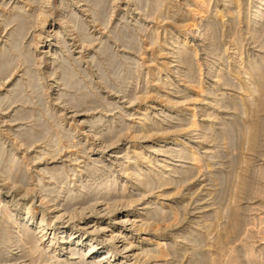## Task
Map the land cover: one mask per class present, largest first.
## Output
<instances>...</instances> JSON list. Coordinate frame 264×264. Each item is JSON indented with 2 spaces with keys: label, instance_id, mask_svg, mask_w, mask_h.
<instances>
[{
  "label": "rangeland",
  "instance_id": "obj_1",
  "mask_svg": "<svg viewBox=\"0 0 264 264\" xmlns=\"http://www.w3.org/2000/svg\"><path fill=\"white\" fill-rule=\"evenodd\" d=\"M100 1L98 0V2L92 3L93 0H0V66H3V63L4 66H7L6 68H4V66L2 67L4 68L3 70H5L3 72L1 71L2 69H0V264H49L44 255H41V250L36 253L34 252L35 250H29L34 254L28 251L30 248L35 249L38 243L35 244L39 239L35 229L40 226L41 222L47 225L45 231L51 234L50 237L56 233L54 237L55 240H57L63 230L72 231L75 236L72 239V243L68 240L70 243L68 244L75 247V245L83 242L82 245L89 244L88 240L90 235L84 233L81 229L84 220H115L125 215V213L134 214V216L130 217L131 219L129 218L130 220H148L147 218L152 212L153 214H151L149 218L155 220L158 227L156 226L157 228L149 229L152 231L151 233L157 232L158 236L164 239L160 241L165 244L164 250H166V254L169 251V255H166L169 256L166 261L164 260L166 258L153 260V262L151 261L153 264L155 261L156 263L158 262L157 264H179L178 261H180V264H209L208 262H212L211 264H213L214 261L217 262L214 264H264L263 110H260L258 112L260 115L257 114L256 117L258 125H260L258 129L262 130H259L260 133H258V135L261 134L260 138L258 136V143H261L258 144L260 145L259 148L257 147V151H251L247 146H244L246 145V142H244V140L246 141V138H244L246 137V133H244V131H247L248 122L250 124V120H252L251 118H253L252 116L254 115L250 113L249 109L247 112L246 108H249L247 104H251L252 100L255 101H253V103H256L257 101L255 98L257 99L259 97V94L255 90L251 91L249 89L256 88L254 86V83L257 84L256 81H258L256 78H264V70L262 71V68H264V19L260 22L261 25H257L256 28L258 30L256 28L254 29L256 33L254 32L253 36L250 35L249 31H246L248 30L246 27V16L252 13L254 7L258 6L261 0H241L240 16L235 17V19H231L227 15L224 16V18L223 16L215 15L217 11L215 9L216 6H214V0L210 1L211 4L208 0H205L206 3H203L202 0ZM99 2L105 5L102 7L100 5L103 4ZM222 2H218V4H222L219 7L225 4V2ZM96 5H99L101 9H98ZM198 10H202L203 12H200L203 14ZM244 11L246 13H244ZM242 13L243 15L241 16ZM195 16L198 22L196 21L197 19L194 18ZM204 16L207 17L204 19ZM212 16L214 19L211 18ZM171 17H174V20H172ZM191 18L192 20L190 21L189 19ZM180 21L184 24H181ZM221 21H224L225 24L223 25ZM236 21L244 25H239L238 23L237 25ZM42 23L44 24L42 25ZM235 24L237 27L233 28ZM215 25H217V27ZM218 25L221 26L219 27ZM239 26H241V29ZM121 27L123 29H121ZM228 27L231 28V31ZM232 28L234 30H232ZM17 29L19 30L17 31ZM196 32L197 35L195 34ZM209 32L213 33V35ZM207 33L209 37H207ZM86 34L89 35V38H87ZM15 35L18 37L16 38ZM170 36L172 37L170 38ZM81 37L82 39H80ZM210 37L213 39L211 40ZM87 39H89L90 42ZM184 39L187 44L186 46L189 47V52L185 56V60H183L185 63L181 62L178 58L176 59L182 48L181 46H183H179V44H181V41ZM171 40L172 45L170 43ZM164 41H166L168 45ZM158 44L160 45L158 46ZM13 45L14 47H12ZM45 45H49V48L42 49ZM158 48H162L164 51ZM168 50L171 51L167 52ZM190 51L194 52V56L193 52L191 53ZM190 54L192 56H189ZM111 58L116 59L115 62H112L113 60ZM186 59L192 60L188 61ZM6 60L7 63H5ZM253 62L255 66L258 65V63L260 64L257 67V69H259L260 66V70H257L256 67L253 66ZM111 63L114 64L112 65ZM198 65L200 66L198 67ZM188 66H193L192 77H184L186 75L185 73H187L186 70ZM198 68H200V70ZM25 69H27V71ZM253 72L256 76L253 75ZM257 72L260 73L261 76L263 75V77ZM216 73L219 75H216ZM234 74L236 76H234ZM251 75L256 81L253 80ZM101 77H103L105 81H103ZM217 79L222 81H216ZM188 80L189 82H187ZM262 80L264 81V79ZM161 84H163L164 87ZM199 87H202V90ZM198 89L201 90V92ZM206 89H208V92ZM242 89L243 91H240ZM152 91L155 92L156 95H154ZM199 94H201L202 98L199 97ZM203 94H205L206 97ZM12 99H14V101ZM247 99H251V101L249 100V103L245 104V102L248 101ZM198 100H200V102H198ZM218 100L220 103H218ZM79 101L80 103H78ZM212 102L218 104L216 105ZM229 102H231L232 106ZM4 103L6 104L4 105ZM243 104L247 106H242ZM214 105L215 107H212ZM84 109L88 110L85 111ZM206 110L210 111V113ZM246 113H248L249 117L246 116ZM210 114H215V117ZM149 115H151V117ZM245 116L247 118H245ZM192 117H194V119ZM94 118L98 119L95 120ZM192 119L195 122H192ZM13 120L15 121L12 122ZM141 122L146 125H141ZM186 123L187 126L185 125ZM188 123H190L191 126ZM192 123L194 125H192ZM153 126H155L157 130H154L155 128ZM208 126L210 127V131H207L209 129ZM242 126H245L246 129ZM172 127L173 129L171 130ZM130 128H132V130ZM112 129L114 130L113 132L111 131ZM140 129L142 132H140ZM145 129L149 132H145ZM98 132L102 135L98 134ZM118 132L120 133L118 134ZM41 133H43L44 136H41ZM96 133L97 135H94ZM222 133L224 135L227 133L228 135L224 136ZM138 135H140V137ZM28 136L30 139L27 138ZM138 137L140 139H138ZM172 137H178V139L183 142V145L168 144L174 139ZM39 139L41 140L40 142ZM225 141L226 143L229 141L227 146L223 144ZM187 144L188 146L204 148L205 151H207L205 153L200 151L195 154V158H199V161L196 159L199 164L195 163L196 160L193 161L192 154L184 150L188 147ZM159 148L163 152L160 151L161 153H159ZM55 149H57V152ZM140 152H142V155ZM241 156L247 159L243 161ZM141 157H143L142 160ZM147 158L150 160H146ZM210 158L214 159L211 160ZM144 160H146L145 163ZM247 160L251 163H248ZM230 161L234 163L231 164ZM247 163L248 165H246ZM192 164L196 165L193 166ZM201 165H203V167ZM124 167L127 169L126 172ZM135 168L136 170H138V168L142 170V172L140 171L141 174L143 173L142 175L149 176L153 174L152 177H148L150 180L152 178L151 184L153 188L152 186H148V188H150L149 190L146 187H138L139 182L134 179L135 176L133 173L136 171ZM189 168H196L198 171L196 169L191 171ZM59 171L61 172L59 173ZM131 171L132 173H128ZM244 171L246 173H244ZM247 171H249L248 173L251 175H249ZM255 171L258 173H255ZM164 173L166 174L165 176H163ZM177 173L179 174L177 175ZM239 173L242 174L239 175ZM237 174L238 178L235 179L234 177H237ZM63 175L67 177L64 178ZM12 176H14V178ZM162 176L166 178L162 179ZM240 176H244L248 180L245 188L246 190H239L241 189L239 186ZM8 177H10V179ZM166 179H168L169 182L168 180L166 181ZM187 179L189 182L185 181ZM164 182L166 185L169 184V186L164 185ZM170 182L173 184H170ZM230 184H232V186ZM107 185L108 187H106ZM131 187L134 188L133 192L125 193L127 189H132ZM106 188L111 192L108 191L110 193L103 194V192L107 190ZM236 188H239V191H237ZM121 189L124 190V192ZM230 189H232V192H230ZM44 190L46 193H44ZM241 192L243 193L241 194ZM234 193H237V198L239 197L236 199L237 201L235 200L236 197L234 198ZM70 196L72 197L71 199L75 200H73V203H71L72 200H70ZM93 196L95 197L94 199ZM205 197L207 198L205 199ZM64 199L66 200L62 201ZM111 199L115 200L112 201ZM137 200H140L138 201L139 203L136 202ZM149 201L152 203L150 204ZM87 203H89V205H87ZM235 203L240 206V217H243L240 218L242 223L240 224V228L238 227V229H236L237 233H232L234 232L232 228L227 227L230 225L228 214L230 213V205ZM144 206L149 207L142 212V215L138 216V212L141 207L143 208ZM214 212L219 213L217 214ZM148 213L149 215H147ZM213 213L215 215H213ZM6 214L9 216H6ZM216 215H219V217H215ZM25 216H31L30 219L32 223L24 227V221L21 219H25ZM58 216L61 220L60 224H56L54 221ZM163 216L166 217V219ZM168 216L170 219L167 218ZM176 217L177 222H175ZM178 219L180 220L178 221ZM227 219L228 222L226 221ZM14 220L17 222L15 223ZM167 221L169 225L171 224L170 228H167V226L169 227ZM95 222H93V224L91 223V226H93ZM164 222H166V224ZM21 223L23 226H21ZM135 225L133 227L126 226L122 229L128 232L129 236L132 237V239L129 238L128 241H132L134 246L138 241L140 242V238L145 237L142 235V233L145 232V227L142 228L144 230H140V227H137L138 224L137 226ZM20 228H24L25 230ZM227 228L232 230V232L229 230L230 232L228 231L229 233H227ZM19 231L21 236L19 237L20 240L16 239ZM204 233L205 235H203ZM208 235H210L211 238ZM204 236H206L205 239ZM182 237H184V239ZM33 239H35V241ZM91 239L97 241L96 250L99 253L107 252L111 245L99 238ZM16 240H19L17 244ZM200 240L201 242H199ZM205 240L207 242H205ZM216 240L217 242L219 241L218 244ZM183 241H185V243H183ZM219 243L222 245L220 246ZM68 244H64L61 247L68 249ZM179 244L181 247L177 249L176 246ZM199 245H202L201 249ZM184 249H186L187 252H184ZM193 249H195L194 252L192 251ZM83 251L84 250L79 253L82 254ZM247 252L252 255H249ZM209 253H211V255H209ZM215 254H217V256ZM227 255H229L230 258L227 257ZM218 256L220 258H218ZM249 257L252 258V261ZM34 258L38 260L36 259V261ZM82 258L78 255L71 258H62L63 262L60 264H72V262L79 263ZM122 258V256L115 257L109 264H119ZM209 258H211V261H206L210 260ZM83 259L87 264L90 262L89 260L87 262L85 258ZM84 262L82 261V264H86ZM123 262L131 264V262H126L124 259ZM140 263L151 264L149 262L145 263L144 260L136 264Z\"/></svg>",
  "mask_w": 264,
  "mask_h": 264
},
{
  "label": "bare ground",
  "instance_id": "obj_2",
  "mask_svg": "<svg viewBox=\"0 0 264 264\" xmlns=\"http://www.w3.org/2000/svg\"><path fill=\"white\" fill-rule=\"evenodd\" d=\"M87 1V0H86ZM97 2H98V0H96ZM96 1H94L93 0V2L92 3H94V2H96ZM100 1V0H99ZM203 1V3H206V1L205 0H202ZM210 1H212V0H208V2H210ZM215 1V5H214V3H213V5L214 6H216V11H217V14H215V15H218V16H223V18H224V16H228L229 18H231V19H235V17H238V16H240V4H241V0H214ZM225 2V4L223 5V6H221V7H219L220 5H222V4H218V2ZM255 1V0H254ZM39 2V1H38ZM101 2V1H100ZM99 2V3H100ZM104 2H105V0H104ZM106 2H107V0H106ZM222 2V3H223ZM72 3V2H71ZM84 3H86V2H84ZM162 3H163V1H162ZM243 3V2H242ZM49 4V3H48ZM100 4H103V5H100ZM99 5L100 6H104L105 4L104 3H100ZM192 4V3H191ZM194 4V3H193ZM199 4V3H198ZM201 4V3H200ZM208 4V3H207ZM210 4H211V2H210ZM210 4H208V5H210ZM254 4V3H253ZM83 5V4H82ZM86 5V4H85ZM89 5V4H88ZM95 5V4H94ZM99 5H96L97 7H98V9H101V8H99ZM190 5V4H189ZM206 5V4H205ZM212 5V6H213ZM79 6V5H78ZM187 6V5H186ZM195 6V5H194ZM201 6H202V4H201ZM204 6V5H203ZM249 6V5H248ZM96 7V8H97ZM190 7V6H189ZM189 7H187V8H189ZM193 7V6H192ZM207 7V6H206ZM205 7V8H206ZM209 7V6H208ZM95 8V9H96ZM186 8V9H187ZM191 8V7H190ZM199 8H201V7H199ZM204 8V7H203ZM19 9V8H18ZM103 9V8H102ZM159 9V8H158ZM196 9V8H195ZM208 9V8H207ZM211 9V8H210ZM213 9V8H212ZM154 10V9H153ZM161 10H163V9H161ZM203 10V9H202ZM202 10H198L199 12L200 11H202ZM214 10V9H213ZM246 10V9H245ZM20 11V10H19ZM91 11V10H90ZM97 11V10H96ZM101 11H104V10H101ZM100 11V12H101ZM155 11V10H154ZM190 11V10H189ZM207 11V10H206ZM215 11V10H214ZM21 12V11H20ZM51 12V11H50ZM99 12V11H98ZM157 12H160V11H157ZM193 12V11H192ZM203 12V11H202ZM202 12H200V13H202ZM242 12H243V9H242ZM22 13V12H21ZM41 13V12H40ZM185 13V12H184ZM206 13V12H205ZM207 13H209V12H207ZM212 13V12H211ZM214 13V12H213ZM216 13V12H215ZM244 13H246L245 11H244ZM248 13V12H247ZM250 13V12H249ZM69 14V13H68ZM73 14V13H72ZM166 14V13H165ZM188 14V13H187ZM190 14V13H189ZM203 14V13H202ZM41 15V14H40ZM71 15V14H70ZM158 15V14H157ZM167 15V14H166ZM186 15V14H185ZM208 15V14H207ZM214 15V14H213ZM243 15V13L241 14V16ZM245 15V14H244ZM96 16V15H95ZM103 16V15H102ZM161 16H162V14H161ZM182 16V15H181ZM209 16V15H208ZM21 17V16H20ZM94 17V16H93ZM92 17V18H93ZM99 17H101V16H99ZM158 17H159V15H158ZM176 17V16H175ZM178 17V16H177ZM186 17V16H185ZM187 17H188V15H187ZM200 17V16H199ZM203 17V16H202ZM207 17V16H206ZM205 16H204V19L206 18ZM244 17V16H243ZM247 17V19H246V24H247V26H246V24H245V26L247 27V29L248 30H246V31H249L250 32V35H253L254 36V29L257 27V25L258 24H260V22L264 19L263 17H264V0H261V2L258 4V6H255L254 7V9H253V11H252V13H250L249 15H247L246 16ZM73 18V17H72ZM172 18V20H174V17H171ZM182 18V17H181ZM194 18H196V16L194 17ZM193 18V19H194ZM211 18H213V16L211 17ZM11 19H13V18H11ZM10 19V20H11ZM37 19V18H36ZM160 19H162V18H160ZM168 19V18H167ZM170 19V18H169ZM197 19V18H196ZM209 19V18H208ZM214 19V18H213ZM217 19V18H216ZM221 19V18H220ZM177 20V19H176ZM190 21L192 20V18L191 19H189ZM188 20V21H189ZM221 20H223V19H221ZM14 21V20H13ZM12 21V22H13ZM28 21V20H27ZM197 22H198V19L196 20ZM201 21V20H200ZM206 21V20H205ZM213 21V20H212ZM217 21V20H216ZM11 22V21H10ZM19 22V21H18ZM174 22V21H173ZM181 22V21H180ZM184 22H186V21H184ZM222 22V21H221ZM228 22H230V21H228ZM245 22V21H244ZM243 22V23H244ZM263 22H264V20H263ZM24 23H25V21H24ZM188 23V22H187ZM195 23V22H194ZM193 23V24H194ZM203 23V22H202ZM213 23V22H212ZM223 23V25L225 24V22L223 21L222 22ZM233 23H234V21H233ZM239 24V22H237L236 21V24ZM9 24V23H8ZM28 24V23H27ZM44 23H42V25H43ZM176 24V23H175ZM178 24V23H177ZM180 24V23H179ZM181 24H184L183 22H181ZM180 24V25H181ZM198 24V23H197ZM218 24V23H217ZM219 24H221V23H219ZM228 24V23H227ZM230 24V23H229ZM236 24H235V26L233 27V28H236L237 26H236ZM237 24V25H238ZM242 24V23H241ZM241 24H239V25H241ZM85 25V24H84ZM231 25V24H230ZM229 25V26H230ZM242 25H244V24H242ZM261 25V24H260ZM20 26V25H19ZM77 26V25H76ZM102 26V25H101ZM123 26V25H122ZM195 26H196V24H195ZM200 26V25H199ZM216 27H217V25H215ZM219 27L221 26V25H218ZM225 26H227V25H225ZM231 26H233V25H231ZM78 27V26H77ZM115 27V26H114ZM174 27V26H173ZM212 27V26H211ZM223 27V26H222ZM240 27V29H241V26H239ZM24 28H25V25H24ZM176 28V27H175ZM200 28V27H199ZM232 28V30H234ZM243 28V27H242ZM263 28V27H262ZM82 29H84V28H82ZM121 29H123L122 27H121ZM209 29H210V27H209ZM228 29H230V31H231V28H229L228 27ZM257 29V28H256ZM19 29H17V31H18ZM25 30H29V29H25ZM24 30V31H25ZM212 30V29H211ZM216 30V29H215ZM218 30H220V29H218ZM217 30V31H218ZM258 30V29H257ZM24 31H23V33H24ZM86 31V30H85ZM164 31V30H163ZM196 31H198V30H196ZM221 31H222V29H221ZM220 31V32H221ZM236 31V30H235ZM111 32V31H110ZM114 32V31H113ZM124 32V31H123ZM188 32V31H187ZM193 32V31H192ZM212 32H213V30H212ZM233 32V31H232ZM231 32V33H232ZM248 32V33H249ZM14 33H16V32H14ZM86 33V32H85ZM112 33V32H111ZM210 33V32H209ZM217 33V32H216ZM233 33H235V32H233ZM247 33V34H248ZM256 33V32H255ZM22 34V33H21ZM46 34V33H45ZM55 34H56V32H55ZM58 34H59V32H58ZM57 34V35H58ZM81 34V33H80ZM126 34V33H125ZM169 34V33H168ZM191 34V33H190ZM189 34V35H190ZM196 35H197V32L195 33ZM204 34V33H203ZM210 34H212L213 35V33H210ZM219 34V33H218ZM228 34V33H227ZM237 34V33H236ZM238 34H239V32H238ZM246 34V35H247ZM19 35V34H18ZM24 35V34H23ZM83 35V34H82ZM124 35V34H123ZM172 35V34H171ZM245 35V34H244ZM249 35V34H248ZM259 35V34H258ZM16 36V35H15ZM45 36V35H44ZM86 36H87V38H89L88 36L89 35H87L86 34ZM85 36V37H86ZM155 36V35H154ZM211 36V35H210ZM222 36V35H221ZM18 36H16V38H17ZM21 37H23V36H21ZM172 36H170V38H171ZM176 37V36H175ZM207 37H209L208 36V33H207ZM219 37V36H218ZM155 38V37H154ZM169 38V39H170ZM211 38V37H210ZM20 39V38H19ZM80 39H82V37L80 38ZM94 39V38H93ZM93 39H91V40H93ZM150 39V38H149ZM148 39V40H149ZM156 39V38H155ZM165 39V38H164ZM174 39V38H173ZM209 39V38H208ZM213 38H211V40H212ZM84 40V39H83ZM87 40H89V39H87ZM123 40V39H122ZM154 40V39H153ZM175 40V39H174ZM187 40V39H186ZM189 40V39H188ZM232 40V39H231ZM234 40H236V39H234ZM82 41V40H81ZM85 41H86V38H85ZM99 41V40H98ZM238 41H239V38H238ZM89 42H90V40H89ZM130 42H131V39H130ZM152 42H154V41H152ZM158 42V41H157ZM163 42V41H162ZM161 42V43H162ZM165 43H166V41H164ZM172 42V40L170 41V43ZM175 42H176V40H175ZM179 42V41H178ZM182 43L181 44H179V46L180 45H183V46H181L182 48H181V50H180V52H179V54H178V57H176V59L178 58L181 62H184L183 60H185L184 58H186L185 56L188 54V52H189V47L188 46H186L187 44H186V41H185V39L184 40H182L181 41ZM65 43V42H64ZM129 43V42H128ZM128 43H127V45H128ZM150 43H151V41H150ZM180 43V42H179ZM188 43V42H187ZM224 43V42H223ZM239 43H240V41H239ZM20 44V43H19ZM102 44V43H101ZM100 44V45H101ZM105 44V43H104ZM153 44H156V43H153ZM167 44V43H166ZM190 44H192V43H190ZM219 44V43H218ZM18 45V44H17ZM160 44H158V46H159ZM168 45V44H167ZM171 45H172V43H171ZM174 45V44H173ZM176 45H178V44H176ZM220 45V44H219ZM236 45H238V44H236ZM16 46V45H15ZM106 46H107V44H106ZM105 46V47H106ZM191 46V45H190ZM12 47H14V45L12 46ZM103 47H104V45H103ZM178 47V46H177ZM213 47V46H212ZM244 47V46H243ZM11 48V47H10ZM17 48V47H16ZM49 48V45H45V46H43V48L42 49H48ZM163 48V47H162ZM162 48H158V49H160V50H162ZM172 48V47H171ZM191 48V47H190ZM221 48V47H220ZM224 48V47H223ZM238 48V47H237ZM240 48V47H239ZM241 48H242V46H241ZM12 49V48H11ZM18 49V48H17ZM131 49V48H130ZM170 49V48H169ZM175 49V48H174ZM180 49V48H179ZM225 49V48H224ZM28 50V49H27ZM102 50V49H101ZM104 50H105V48H104ZM172 50V49H171ZM170 50V51H171ZM191 50V49H190ZM193 50V49H192ZM19 51V50H18ZM29 51V50H28ZM103 51V50H102ZM162 51H164V50H162ZM169 50L167 51V52H170ZM194 51V50H193ZM193 51H190L191 53L193 52ZM221 51V50H220ZM222 51H224V50H222ZM233 51H234V49H233ZM242 51V50H241ZM175 52V51H174ZM178 52H176V53H178ZM197 52V51H196ZM66 53V52H65ZM102 53V52H101ZM100 53V54H101ZM111 53V52H110ZM176 53H174V54H176ZM224 53V52H223ZM226 53V52H225ZM40 54V53H39ZM103 54V53H102ZM240 54V53H239ZM254 54V53H253ZM111 55H112V53H111ZM3 56H4V54H3ZM127 56V55H126ZM189 56H192L191 54L189 55ZM193 56H194V52H193ZM91 57H92V55H91ZM107 57V56H106ZM109 57H111V56H109ZM124 57V56H123ZM240 57V56H239ZM248 57V56H247ZM10 58V57H9ZM8 58V59H9ZM108 58V57H107ZM113 58V57H112ZM111 58V59H112ZM115 58V57H114ZM122 58V57H121ZM128 58V57H127ZM126 58V59H127ZM175 58V57H174ZM191 58V57H190ZM192 58H194V57H192ZM230 58V57H229ZM260 58V57H259ZM7 59V60H8ZM65 59V58H64ZM87 59V58H86ZM92 59V58H91ZM108 59H110V58H108ZM132 59V58H131ZM173 59V58H172ZM238 59V58H237ZM252 59V58H251ZM7 60H6V62L5 63H7ZM98 60V59H97ZM96 60V61H97ZM106 60V59H105ZM113 61L112 62H115V60L116 59H112ZM125 60V59H124ZM186 60H188V59H186ZM192 60V59H191ZM190 59L188 60V61H191ZM230 60V59H229ZM228 60V61H229ZM263 60V59H262ZM4 61V60H3ZM76 61V60H75ZM129 61V60H128ZM224 61V60H223ZM9 62V61H8ZM179 62V61H178ZM180 62V63H181ZM195 62V61H194ZM263 62V61H262ZM92 63H93V61H92ZM138 63V62H137ZM185 63V62H184ZM196 63V62H195ZM239 63V62H238ZM249 63V62H248ZM8 64H10V63H8ZM112 65L114 64V63H111ZM110 64V65H111ZM171 64H173V63H171ZM192 64V63H191ZM208 64V63H207ZM219 64V63H218ZM226 64V63H225ZM243 64V63H242ZM250 64V63H249ZM3 66H4V63L2 64ZM93 65H94V63H93ZM192 65H194V64H192ZM240 65V64H239ZM258 65H260L259 63H258ZM258 65H254V62H253V66L254 67H256V69H257V67H258ZM3 66H0V69H2L1 71L3 72V71H5V70H3L4 68H6L7 66H4V68H2ZM101 66V65H100ZM179 66V65H178ZM200 65H198V67H199ZM10 67V66H9ZM95 67V66H94ZM193 67V66H192ZM192 67H189L188 66V68H187V73H185L186 75L184 76V77H190L191 76V74H192ZM252 67V66H251ZM182 68V67H181ZM180 68V69H181ZM97 69V68H96ZM197 69V68H196ZM199 70H200V68H198ZM230 69V68H229ZM248 69V68H247ZM253 69V68H252ZM26 71H27V69H25ZM81 70V69H80ZM102 70H104V69H102ZM169 70V69H168ZM182 70H184V69H182ZM194 70V69H193ZM240 70V69H239ZM257 70H260V66H259V69H257ZM264 70V68H262V71ZM9 71V70H8ZM232 71V70H231ZM254 71H255V69H254ZM101 72V71H100ZM153 72V71H152ZM177 72V71H176ZM238 72V71H237ZM237 72H234V73H237ZM249 72V71H248ZM252 72V71H251ZM250 72V73H251ZM256 72V71H255ZM1 73V72H0ZM219 73V72H218ZM218 73H216V75L218 74ZM254 73V72H253ZM252 73V74H253ZM258 73V72H257ZM264 73V72H263ZM238 75H240L239 73H237ZM246 74V73H245ZM244 74V75H245ZM260 76H261V74L260 73H258ZM25 75H26V73H25ZM105 75V74H104ZM157 75V74H156ZM219 75V74H218ZM223 75V74H222ZM248 75H250V74H248ZM254 76H256L255 75V73L253 74ZM61 76H63V75H61ZM197 76V75H196ZM201 76V75H200ZM234 76H236L235 74H234ZM258 76V75H257ZM192 77V76H191ZM251 77H252V75H251ZM259 77V76H258ZM261 77H263V75L261 76ZM62 78V77H61ZM102 79H103V77H101ZM216 78V77H215ZM218 78V77H217ZM237 78V77H236ZM235 78V79H236ZM246 78H248V77H246ZM253 78V77H252ZM251 78V79H252ZM59 79V78H58ZM155 79V78H154ZM190 79V78H189ZM193 79V78H192ZM220 79H221V77H220ZM219 79V80H220ZM223 79V78H222ZM256 79H258V81H256L254 78H253V80H255L256 82H257V84L256 83H254V86L256 87H254V86H251V87H253V88H255V89H249V90H255L259 95V97L256 99L255 98V100L257 101L256 103H253V101L254 100H252V103L251 104H247V105H249V108L247 107L246 109H247V112H248V109H249V111H250V113H252V114H254L252 117L253 118H251L252 120H250V124H249V122L248 121H246V122H248V126H247V129L245 128V126L243 127V128H245L247 131L245 132L244 130V133H246V137H244V138H246V141L244 140V142H246V145H244V146H247L248 148H249V150H251V151H257L256 149H258L259 148V146L260 145H258V144H261V143H258L259 141H258V136H259V138H260V135H258V133H260L259 132V130L260 129H258V126H260V125H258V121H257V114H258V112L260 111V110H263L264 111V81L262 80V79H264V78H256ZM101 80V79H100ZM201 80V79H200ZM218 79L216 80V81H219ZM246 80V79H245ZM68 81V80H67ZM103 81H105L104 79H103ZM154 81H156V80H154ZM193 81V80H192ZM197 81V80H196ZM220 81H222V80H220ZM219 81V82H220ZM234 81V80H233ZM238 81V80H237ZM251 81V80H250ZM161 82V81H160ZM187 82H189V80L187 81ZM199 82V81H198ZM218 82V83H219ZM232 82V81H231ZM244 82V81H243ZM249 82V81H248ZM74 83V82H73ZM192 83V82H191ZM228 83V82H227ZM233 83V82H232ZM231 83V84H232ZM237 83V82H236ZM16 84V83H15ZM14 84V85H15ZM148 84V83H147ZM170 84V83H169ZM212 84V83H211ZM214 84V83H213ZM256 84V85H255ZM17 85V84H16ZM162 86H163V84H161ZM165 85V84H164ZM175 85V84H174ZM251 85V84H250ZM249 85V86H250ZM68 86V85H67ZM69 86H71V85H69ZM171 86V85H170ZM169 86V87H170ZM231 86V85H230ZM64 87H66V86H64ZM71 87H74V86H71ZM164 87V86H163ZM166 87H167V85H166ZM214 87H216V86H214ZM236 87V86H235ZM13 88H14V86H13ZM17 88V87H16ZM159 88V87H158ZM157 88V89H158ZM199 88H201V90H202V87H199ZM236 88H238V87H236ZM250 88V87H249ZM145 89V88H144ZM160 89V88H159ZM164 89V88H163ZM191 89V88H190ZM155 90V89H154ZM172 90V89H171ZM199 90V89H198ZM201 90H199L200 92H201ZM208 89H206V91H207ZM143 91H145V90H143ZM161 91V90H160ZM159 91V92H160ZM166 91V90H165ZM240 91H243V89L242 90H240ZM246 91V90H245ZM247 91H248V89H247ZM15 92V91H14ZM149 92V91H148ZM153 92V91H152ZM161 92H163V91H161ZM173 92V91H172ZM180 92V91H179ZM203 92H204V90H203ZM208 92V91H207ZM63 93V92H62ZM151 93V92H150ZM157 93H158V91H157ZM230 93V92H229ZM255 93V92H254ZM59 94H61V93H59ZM153 94L154 95H156L155 94V92H153ZM224 94V93H223ZM246 94H247V92H246ZM251 94V93H250ZM67 95V94H66ZM139 95H141V94H139ZM146 95H149V94H146ZM158 95H160V94H158ZM177 95V94H176ZM204 96H205V94H203ZM207 95V94H206ZM220 95V94H219ZM226 95V94H225ZM244 95V94H243ZM255 95V94H254ZM151 96V95H150ZM165 96V95H164ZM185 96V95H184ZM217 96V95H216ZM223 96V95H222ZM247 96V95H246ZM249 96H251V95H249ZM13 97V96H12ZM60 97V96H59ZM81 97H83V96H81ZM87 97V96H86ZM157 97V96H156ZM167 97V96H166ZM189 97V96H188ZM199 97H201V94H199ZM206 97V96H205ZM204 97V98H205ZM208 97V96H207ZM220 97V96H219ZM239 97V96H238ZM244 97V96H243ZM248 97V96H247ZM257 97V96H256ZM162 98H164V97H162ZM177 98V97H176ZM202 98V97H201ZM232 98V97H231ZM237 98V97H236ZM246 98V97H245ZM248 98H250V97H248ZM86 99V98H85ZM137 99V98H136ZM187 99H189V98H187ZM208 99V98H207ZM227 99V98H226ZM251 99H254V98H251ZM251 99H247L248 101L247 102H245V104L246 103H249V100L251 101ZM13 101H14V99H12ZM16 100V99H15ZM84 100V99H83ZM205 100V99H204ZM212 100V99H211ZM222 100V99H221ZM246 100V99H245ZM206 101V100H205ZM205 101H202V102H205ZM235 101V100H234ZM238 101H240V100H238ZM198 102H200V100H198ZM210 102V101H209ZM232 102V101H231ZM231 102H229L230 104H231ZM241 102V101H240ZM255 102V101H254ZM3 103V102H2ZM78 103H80V101L78 102ZM77 103V104H78ZM87 103V102H86ZM188 103H190V102H188ZM213 103V102H212ZM218 103H220L219 102V100H218ZM218 103H213V104H218ZM239 103V102H238ZM242 103V102H241ZM243 103H244V100H243ZM6 103H4V105H5ZM185 104V103H184ZM191 104H192V102H191ZM198 104V103H197ZM182 105V104H181ZM180 105V106H181ZM229 105V104H228ZM235 105V104H234ZM246 105V106H247ZM1 106V105H0ZM186 106V105H185ZM221 106V105H220ZM231 106H232V104H231ZM230 106V107H231ZM236 106V105H235ZM242 106H245L244 104L242 105ZM245 106V107H246ZM10 107V106H9ZM8 107V108H9ZM173 107V106H172ZM210 107H211V105H210ZM212 107H215V105L214 106H212ZM229 107V106H228ZM245 107H244V109H245ZM7 108V107H6ZM167 108V107H166ZM189 108H191V107H189ZM188 108V109H189ZM208 108V107H207ZM233 108V107H232ZM232 108H230V109H232ZM239 108V107H238ZM242 108V107H241ZM227 109V108H226ZM234 109H235V107H234ZM7 110H9V109H7ZM85 110V109H84ZM86 110H88V109H86ZM85 110V111H86ZM191 110V109H190ZM211 110V109H210ZM170 111V110H169ZM168 111V112H169ZM187 111H189V110H187ZM207 111V110H206ZM244 111V110H243ZM207 112H209L210 113V111H207ZM146 113V112H145ZM183 113V112H182ZM193 113H194V111H193ZM213 113V112H212ZM74 114V113H73ZM147 114V113H146ZM166 114H167V112H166ZM179 114V113H178ZM192 114V113H191ZM251 114V115H252ZM210 115H212V116H214L215 117V114L213 115V114H210ZM232 115V114H231ZM241 115H242V113H241ZM245 115V114H244ZM258 115H260V114H258ZM262 115H263V113H262ZM69 116V115H68ZM150 117H151V115H149ZM193 116H194V114H193ZM209 116V115H208ZM246 116H248V113H246ZM245 116V118H247ZM140 117V116H139ZM171 117V116H170ZM179 117V116H178ZM207 117V116H206ZM210 117V116H209ZM229 117V116H228ZM238 117H239V115H238ZM249 117V116H248ZM259 117V116H258ZM80 118V117H79ZM143 118V117H142ZM177 118V117H176ZM193 119H194V117H192ZM230 118V117H229ZM244 118V119H245ZM262 118H263V116H262ZM95 120H97L96 118H94ZM139 119H141V118H139ZM169 119V118H168ZM167 119V120H168ZM191 120L192 122H195L194 120ZM217 119V118H216ZM222 119V118H221ZM243 119V120H244ZM248 119H250V118H248ZM16 120V119H15ZM15 120H13L12 122H14ZM112 120V119H111ZM143 120H144V118H143ZM224 120V119H223ZM247 120V119H246ZM94 121V120H93ZM92 121V122H93ZM102 121V120H101ZM100 121V122H101ZM149 121H151V120H149ZM229 121V120H228ZM245 121V120H244ZM243 121V122H244ZM146 122H148V121H146ZM190 122V121H189ZM239 122H241V121H239ZM242 122V123H243ZM94 123V122H93ZM137 123V122H136ZM142 123V122H141ZM158 123V122H157ZM140 124V123H139ZM188 124H190V123H188ZM226 124H228V123H226ZM225 124V125H226ZM234 124V123H233ZM97 125V124H96ZM141 125H146V124H141ZM149 125V124H148ZM147 125V126H148ZM160 125V124H159ZM183 125V124H182ZM186 126H187V123L185 124ZM184 125V126H185ZM192 125H194L193 123H192ZM230 125V124H229ZM237 125V124H236ZM242 125V124H241ZM244 125V124H243ZM161 126V125H160ZM183 126V127H184ZM185 126V127H186ZM190 126H191V124H190ZM196 126H197V124H196ZM210 126V125H209ZM208 126V127H209ZM224 126V125H223ZM222 126V127H223ZM227 126V125H226ZM154 128H155V126H153ZM159 127V126H158ZM175 127H177V126H175ZM228 127V126H227ZM22 128V127H21ZM92 128V127H91ZM107 128V127H106ZM111 128H113V127H111ZM148 128V127H147ZM164 128H165V126H164ZM178 128V127H177ZM191 128V127H190ZM192 128H193V126H192ZM224 128V127H223ZM231 128H233V127H231ZM242 128V129H243ZM262 128V127H261ZM119 129V128H118ZM131 130H132V128H130ZM173 129V127L171 128V130ZM240 129V128H239ZM238 129V130H239ZM100 130V129H99ZM138 130V129H137ZM147 129H145V132H149V131H146ZM154 130H157L156 128L154 129ZM154 130H153V132H154ZM161 130V129H160ZM191 130H193V129H191ZM194 130H195V128H194ZM203 130V129H202ZM232 130H234V129H232ZM231 130V131H232ZM112 132L114 131L113 129L111 130ZM117 131H119V130H117ZM128 131V130H127ZM150 131H152V130H150ZM180 131V130H179ZM188 131H189V129H188ZM200 131V130H199ZM207 131H210V127H209V129L207 130ZM229 131V130H228ZM241 131V130H240ZM242 131V132H243ZM260 131H262V130H260ZM31 132V131H30ZM67 132V131H66ZM104 132V131H103ZM133 132V131H132ZM138 132V131H137ZM140 132H142L141 131V129H140ZM144 132V133H145ZM192 132H194V131H192ZM236 132V131H235ZM241 132V133H242ZM23 133V132H22ZM28 133V132H27ZM26 133V134H27ZM104 133H106V132H104ZM120 132H118V134H119ZM134 133V132H133ZM143 133V134H144ZM152 133V132H151ZM195 133V132H194ZM233 133V132H232ZM262 133V132H261ZM98 134H100V132H98ZM223 134V133H222ZM222 134H221V136H222ZM237 134V133H236ZM28 135V134H27ZM30 135V134H29ZM39 135V134H38ZM37 135V136H38ZM94 135H97V133L96 134H94ZM100 135H102V134H100ZM105 135V134H104ZM103 135V136H104ZM110 135V134H109ZM109 135H106V136H109ZM113 135V134H112ZM117 135V134H116ZM132 135H134V134H132ZM145 135H147V134H145ZM175 135V134H174ZM224 135V134H223ZM228 134L226 133V135H224V136H227ZM234 135V134H233ZM242 135V134H241ZM240 135V136H241ZM41 136H44L43 135V133H41ZM54 136V135H53ZM64 136V135H63ZM139 137H140V135H138ZM178 136H180V135H178ZM224 136H223V138H224ZM239 136V135H238ZM245 136V135H244ZM31 137H33V136H31ZM55 137V136H54ZM64 137H67V136H64ZM96 137V136H95ZM115 137V136H114ZM133 137V136H132ZM138 137V139H140ZM196 137V136H195ZM220 137V136H219ZM232 137V136H231ZM20 138H22V137H20ZM27 138H29V136L27 137ZM69 138V137H68ZM105 138H107V137H105ZM108 138H110V137H108ZM113 138V137H112ZM135 138H137V137H135ZM172 138H174V137H172ZM171 138V139H172ZM221 138V137H220ZM241 138H242V136H241ZM240 138V139H241ZM30 139V138H29ZM67 139V138H66ZM202 139V138H201ZM201 139H199V140H201ZM208 139H210V138H208ZM233 139V138H232ZM35 140H37V139H35ZM54 140V139H53ZM106 140V139H105ZM112 140V139H111ZM204 140V139H203ZM229 140V139H228ZM242 140V139H241ZM26 141V140H25ZM31 141V140H30ZM41 140L39 139V142H40ZM110 141V140H109ZM191 141V140H190ZM2 142V141H1ZM36 142V141H35ZM105 142V141H104ZM168 142V141H167ZM28 143V142H27ZM69 143V142H68ZM228 143H229V141H228ZM228 143H226V141L223 143L224 144V146H225V144H226V146H227V144ZM232 143V142H231ZM53 144H55V143H53ZM104 144V143H103ZM168 144H170V145H178V146H182L183 145V142L180 140V139H178V137L177 138H174V139H172L171 140V142L170 143H168ZM186 144V143H185ZM222 144V145H223ZM1 145V144H0ZM31 145V144H30ZM152 145V144H151ZM154 145V144H153ZM32 146V145H31ZM164 146H166V145H164ZM168 146V145H167ZM187 146H188V144H187ZM209 146V145H208ZM220 146V145H219ZM243 146V145H242ZM241 146V147H242ZM4 147V146H3ZM151 147V146H150ZM158 147V146H157ZM157 147H155V148H157ZM171 147V146H170ZM199 147V146H198ZM223 147V146H222ZM240 147V148H241ZM258 147V148H257ZM56 148V147H55ZM174 148V147H173ZM243 148V147H242ZM2 149V148H1ZM150 149V148H149ZM164 149V148H163ZM168 149V148H167ZM189 149V150H188ZM201 149H204V148H197L196 146H188L187 148H185L184 150L185 151H188L190 154H192V158H193V161H195L197 158H195V154H197L198 152H202V153H205V152H207V151H205V149L204 150H201ZM227 149V148H226ZM5 150V149H4ZM56 150V152H57V149H55ZM174 150V149H173ZM209 150V149H208ZM225 150V149H224ZM141 151V150H140ZM160 150V148H159V153H161V152H163V151H161ZM180 151H181V149H180ZM211 151V150H210ZM209 151V152H210ZM243 151V150H242ZM246 151V150H245ZM1 152V151H0ZM60 152H61V150H60ZM151 152H152V150H151ZM155 152H157V151H155ZM175 152V151H174ZM183 152V151H182ZM260 152V151H259ZM45 153V152H44ZM82 153V152H81ZM84 153V152H83ZM141 153V155H142V152H140ZM178 153V152H177ZM214 153V152H213ZM249 153H251V152H249ZM253 153V152H252ZM52 154V153H51ZM131 154V153H130ZM145 154V153H144ZM144 154H143V156H144ZM172 154H174V153H172ZM85 155V154H84ZM113 155V154H112ZM199 155V154H198ZM242 155V154H241ZM33 156V155H32ZM157 156V155H156ZM176 156V155H175ZM178 156V155H177ZM210 156H212V155H210ZM215 156V155H214ZM243 156V155H242ZM241 156V157H242ZM128 157V156H127ZM158 157V156H157ZM188 157V156H187ZM197 157V156H196ZM233 157H236V156H233ZM248 157V156H247ZM2 158V157H1ZM79 158V157H78ZM142 158L143 157H141V160H142ZM174 158V157H173ZM178 158V157H177ZM209 158V157H208ZM243 158V157H242ZM242 158H241V160H242ZM109 159V158H108ZM145 159V158H144ZM163 159V158H162ZM199 159V158H198ZM197 159V160H198ZM211 160L212 159H214V158H210ZM216 159V158H215ZM247 158H243V161L244 160H246ZM36 160V159H35ZM76 160H78V159H76ZM146 160H150V159H146ZM146 160H144V163H145V161ZM154 160H156V159H154ZM179 160V159H178ZM197 160L195 161V163H197ZM231 160V159H230ZM240 160V159H239ZM248 160H249V158H248ZM247 160V161H248ZM73 161V160H72ZM153 161V160H152ZM199 161V160H198ZM201 161V160H200ZM14 162V161H13ZM169 162V161H168ZM192 162V161H191ZM236 162V161H235ZM246 162V161H245ZM1 163V162H0ZM11 163V162H10ZM96 163V162H95ZM130 163V162H129ZM201 163V162H200ZM230 163L232 164V163H234V162H231L230 161ZM237 163V162H236ZM243 163V162H242ZM248 163H251V162H249L248 161ZM248 163L246 164V165H248ZM253 163V162H252ZM102 164V163H101ZM133 164V163H132ZM147 164H149V163H147ZM154 164V163H153ZM156 164V163H155ZM158 164V163H157ZM197 164H199V163H197ZM213 164V163H212ZM218 164V163H217ZM230 164V165H231ZM239 164V163H238ZM244 164V163H243ZM129 165V164H128ZM144 165V164H143ZM161 165V164H160ZM193 166L194 165H196V164H192ZM216 165V164H215ZM223 165V164H222ZM228 165V164H227ZM240 165V164H239ZM245 165V164H244ZM56 166V165H55ZM126 166H127V164H126ZM132 166V165H131ZM136 166H138V165H136ZM136 166H133V167H136ZM191 166V165H190ZM199 166V165H198ZM202 167H203V165H201ZM1 167V166H0ZM58 167V166H57ZM57 167H55V168H57ZM123 167V166H122ZM130 167V166H129ZM140 167V166H139ZM200 167V166H199ZM199 167H197V168H199ZM201 167V168H202ZM208 167V166H207ZM210 167H211V165H210ZM89 168V167H88ZM125 168V167H124ZM128 168V167H127ZM165 168V167H164ZM192 168V167H191ZM191 168H189V169H191ZM258 168V167H257ZM262 168V167H261ZM7 169V168H6ZM14 169V168H13ZM60 169V168H59ZM63 169V168H62ZM82 169V168H81ZM134 169V168H133ZM141 169V168H140ZM179 169V168H178ZM182 169V168H181ZM188 169V170H189ZM193 169H196V168H193ZM193 169H191V171H193ZM208 169V168H207ZM228 169V168H227ZM255 169V168H254ZM83 170V169H82ZM126 168H125V172H126ZM129 170H132V169H129ZM135 170H136V168H135ZM169 170V169H168ZM197 170V169H196ZM205 170V169H204ZM240 170V169H239ZM243 170V169H242ZM245 170H246V168H245ZM248 170H249V167H248ZM253 170V169H252ZM259 170V169H258ZM8 171H9V169H8ZM40 171V170H39ZM44 171V170H43ZM50 171V170H49ZM124 171V170H123ZM140 171L142 172V170H139V168H138V170H136V171H134L133 173H134V179H136V181H138L139 182V184H138V187L139 188H143V187H146V188H148V186H152V184H151V180H152V178H151V180H150V178H148L149 176H153V174L152 175H142L141 173H140ZM163 171V170H162ZM162 171H161V173H162ZM165 171V170H164ZM198 171V170H197ZM202 171V170H201ZM228 171V170H227ZM237 171H238V169H237ZM261 171V170H260ZM264 171V170H263ZM6 172V171H5ZM51 172V171H50ZM61 171H59V173H60ZM176 172H178V171H176ZM249 171H247V173H248ZM78 173V172H77ZM128 173H132V171L131 172H128ZM159 173V172H158ZM160 173V174H161ZM168 173V172H167ZM242 173H243V171H242ZM241 173V174H242ZM244 173H246L245 171H244ZM251 173H253V172H251ZM255 173H258V172H256L255 171ZM9 174H11V173H9ZM48 174V173H47ZM58 174V173H57ZM124 174V173H123ZM147 174V173H146ZM179 173H177V175H178ZM200 174V173H199ZM217 174V173H216ZM227 174V173H226ZM235 174V173H234ZM240 173H239V175H241ZM249 174V173H248ZM260 174H262V173H260ZM259 174V175H260ZM263 174H264V172H263ZM6 175V174H5ZM59 175V174H58ZM114 175V174H113ZM158 175V174H157ZM166 174L164 173V175L163 176H165ZM194 175V174H193ZM211 175V174H210ZM223 175H225V174H223ZM229 175V174H228ZM249 175H251V174H249ZM8 176V175H7ZM16 176V175H15ZM64 176V178H66L65 177V175H63ZM156 176V175H155ZM162 176V177H163ZM168 176V175H167ZM218 176V175H217ZM13 178H14V176H12ZM159 177H160V175H159ZM158 177V178H159ZM177 177V176H176ZM175 177V178H176ZM193 177V176H192ZM216 177V176H215ZM222 177V176H221ZM251 177V176H250ZM9 179H10V177H8ZM22 178H23V176H22ZM157 178V179H158ZM166 178V177H165ZM164 177L162 178V179H165ZM169 178H171V177H169ZM178 178V177H177ZM209 178V177H208ZM211 178V177H210ZM235 179L236 178H238V174H237V177H234ZM233 178V179H234ZM247 178H249V177H247ZM3 179V178H2ZM7 179V178H6ZM8 179V180H9ZM20 179V178H19ZM58 179V178H57ZM112 179V178H111ZM224 179V178H223ZM227 179V178H226ZM229 179V178H228ZM250 179V178H249ZM5 180V179H4ZM4 180H3V182H4ZM14 180V179H13ZM54 180V179H53ZM64 180V179H63ZM68 180V179H67ZM154 180V179H153ZM168 179H166V181H167ZM175 180V179H174ZM211 180V179H210ZM213 180V179H212ZM215 180V179H214ZM263 180V179H262ZM20 181V180H19ZM159 181H160V178H159ZM158 181V182H159ZM171 181H173V180H171ZM185 181H187V182H189L188 181V179L187 180H185ZM218 181V180H217ZM216 181V182H217ZM17 182V181H16ZM39 182H40V180H39ZM64 182V181H63ZM103 182V181H102ZM113 182V181H112ZM137 182V183H138ZM168 182H169V180H168ZM174 182V181H173ZM186 182V183H187ZM212 182V181H211ZM210 182V183H211ZM233 182V181H232ZM237 182V181H236ZM247 182H248V180L244 177V176H240V184H239V186L241 187V189H239V190H246L245 188H246V186H247ZM19 183H21V182H19ZM36 183H38V182H36ZM104 183V182H103ZM114 183V182H113ZM160 183H162V182H160ZM220 183H222V182H220ZM219 183V184H220ZM224 183V182H223ZM112 184V183H111ZM149 184H151V185H149ZM156 184V183H155ZM164 185H166V183L164 182L163 183ZM170 184H173L172 182H170ZM180 184V183H179ZM201 184V183H200ZM234 184V183H233ZM39 185V184H38ZM160 185V184H159ZM162 185V184H161ZM160 185V186H161ZM168 186H169V184H167ZM166 185V186H167ZM180 185H182V184H180ZM231 186H232V184H230ZM250 185V184H249ZM42 186H45V185H42ZM92 186V185H91ZM101 186V185H100ZM163 186V185H162ZM214 186V185H213ZM238 186V185H237ZM32 187V186H31ZM39 187V186H38ZM106 187H108V185L106 186ZM112 187V186H111ZM165 187V186H164ZM196 187H198V186H196ZM221 187V186H220ZM236 187V186H235ZM249 187V186H248ZM30 188V187H29ZM132 189H127L126 190V192L125 193H131V192H133V190H134V188L133 187H131ZM137 188V187H136ZM138 188V189H139ZM152 188H153V186H152ZM155 188V187H154ZM160 188V187H159ZM207 188V187H206ZM233 188V187H232ZM1 189V188H0ZM45 189V188H44ZM50 189H51V187H50ZM68 189V188H67ZM105 189V188H104ZM107 190L105 191V190H103V191H105V192H103V194L105 193V194H108V193H110L111 191L108 189V188H106ZM125 189V188H124ZM149 190H150V188H148ZM163 189V188H162ZM180 189V188H179ZM237 189V188H236ZM237 189V191H239ZM54 190V189H53ZM58 190V189H57ZM84 190V189H83ZM122 190V189H121ZM137 190V189H136ZM144 190H145V188H144ZM158 190V189H157ZM169 190V189H168ZM175 190V189H174ZM232 189H230V192H232L231 191ZM43 191V190H42ZM45 191V190H44ZM52 191V190H51ZM108 191H110V192H108ZM113 191V190H112ZM123 192H124V190H122ZM164 191V190H163ZM198 191V190H197ZM233 191H234V189H233ZM247 191H249V190H247ZM53 192V191H52ZM51 192V193H52ZM56 192H59V191H56ZM55 192V193H56ZM107 192V193H106ZM154 192V191H153ZM177 192H179V191H177ZM217 192V191H216ZM236 192V191H235ZM244 192V191H243ZM243 192H241V194L243 193ZM44 193H46V191L44 192ZM75 193V192H74ZM90 193H92V192H90ZM89 193V194H90ZM113 193V192H112ZM122 193V192H121ZM206 193V192H205ZM208 193V192H207ZM210 193V192H209ZM238 193V192H237ZM237 193H234V198H235V200L236 199H238L237 198ZM240 193V192H239ZM86 194V193H85ZM95 194V193H94ZM93 194V195H94ZM102 194V195H103ZM136 194H137V192H136ZM140 194V193H139ZM148 194V193H147ZM163 194V193H162ZM235 194H236V196H235ZM81 195H83V194H81ZM120 195H123V194H120ZM146 195V194H145ZM193 195V194H192ZM209 195V194H208ZM239 195V194H238ZM68 196V195H67ZM78 196H80V195H78ZM107 196H109V195H107ZM112 196V195H111ZM130 196V195H129ZM241 196V195H240ZM245 196V195H244ZM249 196V195H248ZM84 197V196H83ZM120 197V196H119ZM132 197V196H131ZM201 197V196H200ZM45 198H47V197H45ZM72 197L70 196V200H72V202L71 203H73L75 200L74 199H71ZM79 198V197H78ZM95 197L93 196V199H94ZM112 198H114V197H112ZM127 198V197H126ZM136 198V197H135ZM143 198V197H142ZM142 198H140V199H142ZM190 198V197H189ZM207 197H205V199H206ZM211 198V197H210ZM13 199H15V198H13ZM67 199V198H66ZM66 199H64V200H62V201H65ZM69 199V198H68ZM80 199V198H79ZM86 199H88V198H86ZM85 199V200H86ZM97 199V198H96ZM102 199H105V198H102ZM116 199V198H115ZM115 199H111L112 201L113 200H115ZM128 199H129V197H128ZM138 199V198H137ZM16 200V199H15ZM70 200H69V202H70ZM74 200V201H73ZM110 200V201H111ZM120 200V199H119ZM130 200V199H129ZM128 200V201H129ZM234 200V199H233ZM235 200H234V202H235ZM242 200H243V198H242ZM138 201H140V200H137L136 202H138ZM151 201V200H150ZM149 201V202H150ZM201 201V200H200ZM199 201V202H200ZM212 201V200H211ZM237 201V200H236ZM245 201V200H244ZM76 202H78V201H76ZM80 202V201H79ZM93 202V201H92ZM135 202V201H134ZM146 202V201H145ZM60 203V202H59ZM63 203V202H62ZM71 203H69V204H71ZM89 203H90V200H89ZM89 203H87V205H89ZM139 203V202H138ZM148 203V202H147ZM152 202H150V204H151ZM186 203H189V202H186ZM239 203H240V199H239ZM81 204V203H80ZM85 204V203H84ZM105 204V203H104ZM158 204V203H157ZM230 204V203H229ZM245 204V203H244ZM6 205V204H5ZM29 205V204H28ZM77 205H78V203H77ZM140 205V204H139ZM145 205H146V203H145ZM188 205V204H187ZM208 205V204H207ZM210 205V204H209ZM235 205V206H234ZM4 206V205H3ZM75 206V205H74ZM73 206V207H74ZM83 206V205H82ZM131 206V205H130ZM184 206V205H183ZM231 207L229 208V218L228 219H230V225H228L227 227H231L232 228V230L234 231V232H232V230H230L229 228H227V233H229L230 231L232 232V233H235L236 232V229H238V227L240 228V224L242 223V221H241V217H243V216H241L240 217V206L238 205V204H232V205H230ZM5 207V206H4ZM149 206H144L143 208L141 207V209H140V211L138 212V216H140V215H142V212L143 211H145L147 208H148ZM151 207V206H150ZM180 207H182V206H180ZM206 207V206H205ZM104 208V207H103ZM177 208V207H176ZM232 208V209H231ZM27 209V208H26ZM71 209V208H70ZM119 209V208H118ZM138 209V208H137ZM157 209V208H156ZM203 209V208H202ZM205 209V208H204ZM3 210V209H2ZM159 210V209H158ZM213 210V209H212ZM215 211H217L216 209H214ZM23 211V210H22ZM26 211V210H25ZM70 211V210H69ZM160 211V210H159ZM172 211V210H171ZM177 211V210H176ZM191 211V210H190ZM224 211H226V210H224ZM228 211V210H227ZM242 211H243V209H242ZM252 211V210H251ZM83 212V211H82ZM128 212V211H127ZM158 212V211H157ZM174 212V211H173ZM192 212V211H191ZM246 212V211H245ZM21 213V212H20ZM19 213V214H20ZM59 213V212H58ZM84 213V212H83ZM156 213V212H155ZM154 213V214H155ZM158 213H160V212H158ZM163 213V212H162ZM172 213V212H171ZM214 213H219V212H214ZM213 213V215H215ZM244 213V212H243ZM242 213V214H243ZM80 214V213H79ZM78 214V215H79ZM90 214V213H89ZM109 214V213H108ZM151 214H153V212L151 213ZM150 214V215H151ZM209 214V213H208ZM222 214H225V213H222ZM227 214V213H226ZM26 215V214H25ZM103 215V214H102ZM147 215H149V213L147 214ZM148 216V220H145V219H143V220H137V219H135V220H130L131 218L130 217H132V216H134V214L133 213H125V215H122L120 218H117V219H115V220H84L83 221V223H82V231H84V233H87L88 235H90V238H89V240H88V242H89V244H85V245H82L83 243H80V244H77V245H75V247H72V245H69L70 243H72V239L74 238V236H75V234L71 231V232H69V231H65V230H63L61 233H60V236L57 238V240H55L54 239V237H55V235H56V233H54L53 234V236L52 237H50L51 236V234H48L47 233V231H45V228L47 227V225H45V224H43L41 221V223H40V226L39 227H37L36 229H35V231H36V235L37 236H39V239L35 242V244H36V246H35V249H32V248H30V249H28L27 247V249H28V251L29 250H35L34 252L36 253V252H38L39 250H41L40 252L42 253L41 255L43 256L44 255V257L46 258V260L48 261V263L49 264H60L61 262H63V260H62V258H71V257H74V256H80V258H85V260L88 262V260L90 261L88 264H109L110 262H112V259L113 258H115V257H118V256H122L123 258H122V260L120 261V263L119 264H126V263H124L123 262V259L124 260H126V262H131V264H136V263H139L141 260L143 261L144 260V262L145 263H151V261L153 262V260H161L162 258H166V259H164L165 261L167 260V258L169 257V256H166L168 253H169V251H168V253L166 254V250H164V246H165V244H163L160 240H164V239H162V238H160L159 236H158V233L157 232H155V233H151L152 231L149 229V228H155L156 226H157V224H156V221L155 220H152V219H150L149 217H151V216ZM157 215V214H156ZM228 215H227V217H228ZM3 216V215H2ZM6 216H9V215H7L6 214ZM28 216V215H27ZM89 216V215H88ZM158 216V215H157ZM156 216V217H157ZM161 216V215H160ZM170 216V215H169ZM169 216L167 217V218H169ZM178 216V215H177ZM219 217V215H216L215 217ZM14 217V216H13ZM16 217V216H15ZM26 217V216H25ZM24 217V218H25ZM31 217V216H30ZM30 217H26L25 219H21L22 221H24V227L26 226V225H29V223H30V225H31V223H32V220L30 219ZM164 217V216H163ZM181 217H183V216H181ZM210 217V216H209ZM211 217H212V215H211ZM224 217V216H223ZM226 217V216H225ZM130 218V219H129ZM135 218V217H134ZM138 218V217H137ZM153 218V217H152ZM155 218V217H154ZM158 218H161V217H158ZM165 219H166V217H164ZM179 218V217H178ZM204 218V217H203ZM17 219V218H16ZM33 219V218H32ZM104 219V218H103ZM170 219V218H169ZM172 219V218H171ZM209 219V218H208ZM216 219V218H215ZM228 219L226 220L227 222H228ZM9 220V219H8ZM7 220V221H8ZM64 220V219H63ZM70 220H73V219H70ZM157 220V219H156ZM168 220V219H167ZM173 220V219H172ZM177 220V217L175 218V222H177L176 221ZM180 219H178V221H179ZM198 220V219H197ZM11 221V220H10ZM15 221V220H14ZM55 221V223L56 224H60L61 222V220H60V217L58 216V217H56V220H54ZM80 221V220H79ZM99 221H101V222H99ZM161 221V220H160ZM159 221V222H160ZM169 221V220H168ZM167 221V222H168ZM17 221H15V223H16ZM19 222H21V221H19ZM93 222H95L94 223V225L93 226H91V223L93 224ZM171 222V221H170ZM174 222V221H173ZM172 222V223H173ZM204 222V221H203ZM208 222V221H207ZM6 223V222H5ZM50 223V222H49ZM165 224H166V222H164ZM198 223V222H197ZM218 223V222H217ZM225 223V222H224ZM22 224V223H21ZM136 224V225H135ZM137 224H138V226H137ZM168 225H169V222L167 223ZM199 224V223H198ZM137 226V227H140V230H144L145 229V232H143L142 233V235H144L145 237L144 238H140V242L138 241L137 242V244H135V246L133 245L134 243L132 242V241H128L129 240V238L130 239H132V237L131 236H129V234H128V232H126L125 230H122L124 227H126V226H131V227H133V226ZM197 225V224H196ZM222 225H223V223H222ZM15 226H16V224H15ZM19 226V225H18ZM21 226H23V224L21 225ZM79 226V225H78ZM176 226V225H175ZM242 226V225H241ZM136 227V228H137ZM145 227V228H144ZM158 227V226H157ZM156 227V228H157ZM166 227V226H165ZM171 227V224L169 225V227L167 226V228H170ZM174 227V226H173ZM198 227H200V226H198ZM59 228V227H58ZM77 228H79V227H77ZM128 228V227H127ZM142 228H144V229H142ZM148 229V231H147V229ZM213 228V227H212ZM223 228V227H222ZM221 228V229H222ZM234 228V229H233ZM20 229H22V228H20ZM24 229V228H23ZM22 229V230H23ZM28 229V228H27ZM61 229H62V227H61ZM73 229H74V227H73ZM131 229V228H130ZM182 229V228H181ZM206 229V228H205ZM204 229V230H205ZM211 229V228H210ZM25 230V229H24ZM165 230V229H164ZM167 230V229H166ZM230 230V231H229ZM190 231V230H189ZM188 231V232H189ZM218 231V230H217ZM223 231V230H222ZM229 231V232H228ZM17 232V231H16ZM22 232V231H21ZM196 232V231H195ZM238 232H239V230H238ZM19 234L17 235V237H16V239H19V237H21L20 236V231L18 232ZM178 233V232H177ZM193 233V232H192ZM205 233H207V232H205ZM205 233L203 234V235H205ZM209 233V232H208ZM210 233H211V231H210ZM237 233V232H236ZM32 234V233H31ZM33 234H35V233H33ZM195 234H199V233H195ZM194 234V235H195ZM201 234V233H200ZM223 234H224V232H223ZM15 235V234H14ZM49 235V236H48ZM187 235V234H186ZM202 235V234H201ZM226 235V234H225ZM31 236V235H30ZM136 236V235H135ZM184 236V235H183ZM196 236V235H195ZM198 236V235H197ZM209 237H210V235H208ZM217 236V235H216ZM224 236V235H223ZM229 236V235H228ZM235 236V235H234ZM88 237V236H87ZM205 237L206 236H204V239H205ZM34 238H35V236H34ZM78 238V237H77ZM91 238H99V239H101V240H105V242H107V243H109V248H108V251L107 252H103V253H99V252H97V250H96V246H97V241H93V239H91ZM175 238H177V237H175ZM183 239H184V237H182ZM196 238V237H195ZM211 238V237H210ZM224 238H225V236H224ZM262 238V237H261ZM79 239V238H78ZM182 239V240H183ZM213 239V238H212ZM212 239H211V241H212ZM221 239V238H220ZM264 239V238H263ZM262 239V240H263ZM20 240V239H19ZM19 240L16 242V244L19 242ZM34 241H35V239H33ZM68 240H69V242H68ZM178 240V239H177ZM180 240H181V238H180ZM207 240V239H206ZM205 240V242H207ZM215 240V239H214ZM226 240V239H225ZM229 240V239H228ZM6 241V240H5ZM100 241V240H99ZM186 241V240H185ZM185 241H183V243H185ZM194 241H195V239H194ZM33 242V241H32ZM175 242V241H174ZM191 242V241H190ZM198 242V241H197ZM199 242H201V240L199 241ZM203 242V241H202ZM215 242V241H214ZM219 242V241H218ZM218 242H217V240H216V243L218 244ZM226 242V241H225ZM69 243V244H68ZM102 243H103V241H102ZM168 243V242H167ZM178 243V242H177ZM192 243V242H191ZM23 244V243H22ZM34 244V245H35ZM64 244H68L69 245V247H68V249H64V248H62L61 246L62 245H64ZM194 244V243H193ZM220 244V243H219ZM262 244V243H261ZM25 245V244H24ZM169 245V244H168ZM182 245V244H181ZM184 245V244H183ZM202 245H203V243H202ZM202 245H199V247H200V249H201V247H202ZM206 245H208V244H206ZM222 244H220V246H221ZM246 245V244H245ZM175 246V245H174ZM219 246V247H220ZM255 246V245H254ZM177 247V249H180V244L179 245H177L176 246ZM194 247H196V246H194ZM193 247V248H194ZM210 247V246H209ZM249 247V246H248ZM264 247V246H263ZM34 248V247H33ZM25 249V248H24ZM98 249V248H97ZM170 249V248H169ZM191 249V248H190ZM213 249V248H212ZM221 249V248H220ZM82 250H84L83 252H82V254L81 253H79V252H81ZM172 250H174V249H172ZM194 250L195 249H193L192 251L194 252ZM198 250V249H197ZM231 250H233V249H231ZM174 251H176V250H174ZM206 251V250H205ZM204 251V252H205ZM222 251H223V249H222ZM253 251V250H252ZM6 252V251H5ZM29 252H31V251H29ZM28 252V253H29ZM184 252H187L186 251V249H184ZM184 252H183V254H184ZM198 252V251H197ZM202 252V251H201ZM220 252H221V250H220ZM227 252H229V251H227ZM249 252H251V251H249ZM27 253V252H26ZM32 253V252H31ZM31 253H29V254H31ZM181 253H182V250H181ZM190 253H192V252H190ZM206 253V252H205ZM214 253V252H213ZM215 253H217V252H215ZM234 253V252H233ZM232 253V254H233ZM248 253V252H247ZM253 253V252H252ZM32 254H34V253H32ZM98 254V255H97ZM172 254V253H171ZM177 254V253H176ZM186 254V253H185ZM196 254V253H195ZM204 254V253H203ZM223 254V253H222ZM232 254H230V255H232ZM249 254V253H248ZM255 254V253H254ZM7 255V254H6ZM40 255V254H39ZM69 255V256H68ZM169 255V254H168ZM194 255V254H193ZM205 255V254H204ZM209 255H211V253H209ZM216 256H217V254H215ZM219 255H221V254H219ZM249 255H252V254H249ZM29 256V255H28ZM172 256V255H171ZM175 256V255H174ZM181 256V255H180ZM199 256H201V255H199ZM213 256V255H212ZM222 256V255H221ZM226 256V255H225ZM224 256V257H225ZM30 257V256H29ZM37 257H39V256H37ZM177 257V256H176ZM206 257H208V256H206ZM211 257V256H210ZM215 257V256H214ZM227 257H229L230 258V256L229 255H227ZM252 257V256H251ZM253 257H254V255H253ZM82 258V259H83ZM174 258V257H173ZM194 258V257H193ZM204 258V257H203ZM212 258V257H211ZM211 258H209L210 260H206V261H211ZM218 258H220L219 256H218ZM248 258V257H247ZM250 258V257H249ZM257 258V257H256ZM35 259V258H34ZM37 259V258H36ZM35 259V260H36ZM79 259V258H78ZM81 259V262H79V263H75V262H72V264H82V261L84 262V259L82 260ZM198 259H200V258H198ZM205 259H207V258H205ZM213 259V258H212ZM222 259V258H221ZM234 259V258H233ZM251 259V261H252V258H250ZM254 259H255V257H254ZM258 259V258H257ZM256 259V260H257ZM24 260V259H23ZM31 260H33V259H31ZM38 260V259H37ZM36 260V261H37ZM114 260V259H113ZM201 260V259H200ZM204 260V259H203ZM202 260V261H203ZM214 260V259H213ZM215 260H217V259H215ZM227 260H230V259H227ZM255 260V261H256ZM259 260V259H258ZM71 261V260H70ZM191 261V260H190ZM220 261V260H219ZM236 261H238V260H236ZM249 261V260H248ZM264 261V260H263ZM12 262H14V261H12ZM31 262V261H30ZM30 262H27V263H30ZM117 262V261H116ZM119 262V261H118ZM160 262V261H159ZM174 262V261H173ZM179 262V264H180V261H178ZM200 262V261H199ZM235 262V261H234ZM250 262V261H249ZM35 263H37V262H35ZM45 263H46V261H45ZM84 263H86V262H84ZM142 263V262H141ZM140 263V264H141ZM155 263H156V261H155ZM154 263V264H155ZM158 263V262H157ZM156 263V264H157ZM195 263H197V262H195ZM207 263V262H206ZM209 264H211L212 262H208ZM214 263H217V262H215L214 261ZM213 263V264H214ZM227 263V262H226ZM233 263V262H232ZM33 264V263H32ZM38 264V263H37ZM43 264V263H42ZM64 264H66V263H64ZM87 264V263H86ZM151 264H153V263H151ZM163 264V263H162ZM199 264V263H198ZM202 264V263H201ZM205 264V263H204ZM240 264V263H239ZM251 264V263H250ZM255 264V263H254ZM258 264V263H257ZM261 264V263H260Z\"/></svg>",
  "mask_w": 264,
  "mask_h": 264
}]
</instances>
